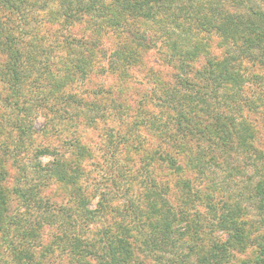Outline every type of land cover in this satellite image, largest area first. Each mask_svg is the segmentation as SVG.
Masks as SVG:
<instances>
[{
    "label": "trees",
    "instance_id": "1",
    "mask_svg": "<svg viewBox=\"0 0 264 264\" xmlns=\"http://www.w3.org/2000/svg\"><path fill=\"white\" fill-rule=\"evenodd\" d=\"M160 42L161 66L141 70ZM244 63L264 81V0H0V264H264V152L244 106L257 111L260 98L243 94ZM57 126L72 130L49 145L42 135ZM89 128L146 174L119 217L93 230L112 211L82 190ZM227 167L259 196L256 219L220 196L211 174ZM50 184L66 203L44 195ZM198 199L208 226L192 211Z\"/></svg>",
    "mask_w": 264,
    "mask_h": 264
},
{
    "label": "rangeland",
    "instance_id": "2",
    "mask_svg": "<svg viewBox=\"0 0 264 264\" xmlns=\"http://www.w3.org/2000/svg\"><path fill=\"white\" fill-rule=\"evenodd\" d=\"M164 46L162 45V42H160L158 45L157 43H154L150 46V48L146 51V56H144L143 62H145V68L141 69L143 71L146 70L147 66L149 65H156L158 67L161 66L160 60L162 59L163 54L161 53ZM220 51V50H219ZM221 52V51H220ZM244 68H245V74L248 75V77L245 78L244 81V87H245V93H243L245 96L248 97H253V99L257 100V98H260L258 103L260 104L258 108H256L257 111H255L253 108L250 109L246 104L248 102H245V110L249 111L252 113L255 118H256V125H258V129L256 132V136L254 138V145L260 147L263 152H264V81H261V79H255L254 77H249L251 75L250 73V64L249 63H244ZM134 70L132 69V72ZM260 72L263 74V70L259 68L258 64L254 67V72ZM133 74H136L138 76V79H140L141 82V87L147 88V85H144L146 82L144 73L143 72H137L135 71ZM79 84L77 83V86L79 87ZM144 85V86H142ZM91 85H87L85 83L81 84V93L83 89L88 88L90 89ZM31 96V95H30ZM29 97V95H27ZM246 112V111H245ZM116 120L112 121V126L116 124ZM43 123V117L42 115L37 116L35 119V127L39 128ZM103 125V124H102ZM61 126V125H60ZM57 126V130H51L49 133L46 134L47 137L42 135L44 137V141L49 143V145H54V144H60L62 143L66 138H67V133H70V130L65 127V129H62L63 131H60L62 127ZM107 126V125H105ZM80 130L82 128L80 127ZM112 132L115 133L116 131L112 129ZM14 135H16V132H13ZM102 130L100 129H92L89 128L87 129L85 136L86 138L89 139V143L92 145L93 153H94V158L91 160H88L86 163V166H84L85 170H87L86 174L87 178L83 180L82 182V190L85 193L91 194L89 202L91 206H95L98 197L104 196L105 199L104 201L111 205L110 210L112 211V214L109 212H106L107 209L102 210V215L101 217H97L91 225H89V229L93 230L95 227H99L100 224L101 226L107 225L108 221L110 220L109 216H117L119 217V212L116 211L115 206H119V208L122 209L124 207V203L128 200V198L134 197V192L137 189H141L142 181L145 180L146 174L145 170H131L130 166L126 164L124 157L121 154L120 147L121 145H114L112 144L110 147L106 145L105 138L101 136ZM113 139V138H112ZM38 141H41L42 138L38 137ZM117 140V138H115ZM98 142V143H96ZM65 148V147H64ZM64 153L63 147L61 149ZM62 153V154H63ZM19 157L17 160H29V158L34 157V153L30 152L28 155L24 153H20ZM38 159L44 163L48 160V157L46 156H40ZM238 162V161H237ZM236 163V162H235ZM31 164V163H30ZM251 166L248 167L247 173L245 174L246 177L251 174L250 169ZM5 168L9 172V180L11 181V178H14L16 176V168L14 165L10 163V160L5 163ZM230 168L227 167L224 170H218L215 174H211V176L214 178V182L216 181V184H219L220 187L223 190L221 197H224V194L226 195L227 193H232L233 196H235L236 200H241V202L246 205L247 207V212L250 218L256 219L257 218V210L255 209V205L257 204V200L259 199V196L249 194L246 192V189H243L244 184L246 182V178L243 176L237 177L236 174H232L234 178V181L230 180L227 176V178L224 176L226 172ZM28 170L31 172V169L28 167ZM212 170V168H211ZM211 173V171L209 172ZM245 179V181L243 180ZM226 180V182L224 181ZM237 181L240 183L238 184ZM18 180L16 181V183ZM141 182V183H140ZM213 182V181H212ZM230 182V183H229ZM44 195L48 196L49 199L51 200H58L61 203H66L67 202V192L65 189H59L57 185L55 184H50L48 187L44 188ZM238 193V196H237ZM231 194V195H232ZM255 196V197H254ZM13 205H18L20 203V198L17 195L12 196ZM72 200V199H71ZM70 200V201H71ZM68 202L70 204H76L78 203V200ZM90 207V204L88 205ZM192 211L195 212V210L201 211V213L197 217L200 219L205 226H208L210 223L209 217L212 216V212L210 214V209H206V204L202 200H196L194 206H192ZM118 210V209H117ZM211 224V223H210ZM78 227V226H77ZM54 229V225L52 226H44L42 228V232L46 233ZM86 229V228H84ZM82 232L84 234L90 235V231H84L82 229ZM224 236V234L222 235ZM50 240V236L44 234L42 236V241L43 243H47ZM58 261V260H56ZM62 261V260H61ZM60 262V261H59ZM59 264V263H55ZM64 264V263H60Z\"/></svg>",
    "mask_w": 264,
    "mask_h": 264
}]
</instances>
